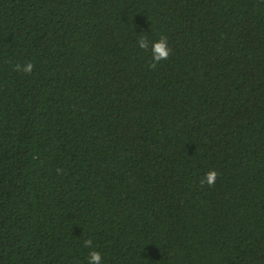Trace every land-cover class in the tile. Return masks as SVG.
<instances>
[{"label": "trees", "instance_id": "trees-1", "mask_svg": "<svg viewBox=\"0 0 264 264\" xmlns=\"http://www.w3.org/2000/svg\"><path fill=\"white\" fill-rule=\"evenodd\" d=\"M0 264H264V0H0Z\"/></svg>", "mask_w": 264, "mask_h": 264}]
</instances>
